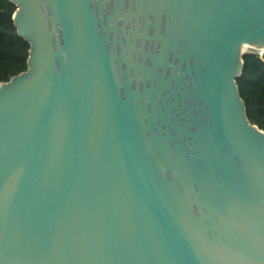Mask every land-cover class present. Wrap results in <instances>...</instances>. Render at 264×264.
Listing matches in <instances>:
<instances>
[{"label":"water","instance_id":"95a60500","mask_svg":"<svg viewBox=\"0 0 264 264\" xmlns=\"http://www.w3.org/2000/svg\"><path fill=\"white\" fill-rule=\"evenodd\" d=\"M9 1L0 264H264V0Z\"/></svg>","mask_w":264,"mask_h":264},{"label":"trees","instance_id":"16d2710c","mask_svg":"<svg viewBox=\"0 0 264 264\" xmlns=\"http://www.w3.org/2000/svg\"><path fill=\"white\" fill-rule=\"evenodd\" d=\"M16 6L0 0V83L27 69L29 44L18 35L13 14ZM242 74L236 79L248 120L264 130V61L255 53L243 55Z\"/></svg>","mask_w":264,"mask_h":264},{"label":"built area","instance_id":"2783aa9c","mask_svg":"<svg viewBox=\"0 0 264 264\" xmlns=\"http://www.w3.org/2000/svg\"><path fill=\"white\" fill-rule=\"evenodd\" d=\"M255 54H257L261 58L262 50H258Z\"/></svg>","mask_w":264,"mask_h":264}]
</instances>
